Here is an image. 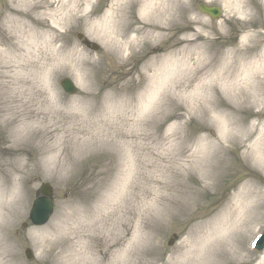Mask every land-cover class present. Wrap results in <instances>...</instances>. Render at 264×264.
Instances as JSON below:
<instances>
[{
    "label": "rangeland",
    "instance_id": "374dc122",
    "mask_svg": "<svg viewBox=\"0 0 264 264\" xmlns=\"http://www.w3.org/2000/svg\"><path fill=\"white\" fill-rule=\"evenodd\" d=\"M49 1L57 5L56 0ZM113 1L82 0L71 9L74 12L65 26L55 32L63 65L53 80V91L42 87L41 91L57 94L66 111L78 110L76 102L82 97L92 99L87 108H79L82 117L75 112L70 123L64 121L75 131L71 146L67 141L63 143L66 148L62 146L66 170H53L51 162L44 164L40 156L43 134L37 128L20 132L17 119L26 113L0 84V177L19 179L26 194L24 204L0 231V264H10L11 258L15 264H69V257L58 256L59 252L73 244L74 228L80 230L94 221L95 233L104 225L106 235L93 239L94 247L91 254L85 250L86 256L103 258L105 254L104 264H115V260L116 264H177L178 249L195 242L200 231L208 234L225 209L255 188L260 193L248 198L242 221L210 237V254L203 264H264V249L255 250L251 244L264 231V163L259 160L264 141L256 149V142L264 140V97L245 99L221 87L212 94L197 89L204 76L194 74L196 55L164 82L152 78V72L140 74L162 54L195 52V44L176 40L193 38L198 32L207 38L217 70L224 69L236 49L246 52L248 60L243 63L256 61L264 51L263 0H243L252 15L226 7L239 0H181L180 20L172 18L166 38L141 40L131 58H119L116 49L95 36V23L102 21ZM200 3L218 6L223 13L211 18L199 10ZM10 6L11 0H0V24ZM132 12L136 16V6ZM257 32L263 39L255 38ZM94 43L99 45L97 50ZM64 77L77 85L75 94L63 90L60 81ZM249 91L253 93L254 87ZM113 93L121 96L108 99ZM101 102L103 107H98ZM14 105L19 115L13 113ZM220 114L234 115L233 128H226V134ZM62 124H58L60 131L47 132L49 144L54 137L63 142ZM247 132L252 135L246 139ZM96 134L102 141L90 140ZM207 135L228 139L216 154V176L209 180L195 159L187 158ZM81 148L86 149L80 153ZM20 157L22 163L27 162L21 177L10 172L20 167ZM45 182L52 186L55 209L45 225L35 226L29 210ZM25 221L27 226H23ZM111 237L118 241L107 251ZM27 247L32 250L31 259L25 255Z\"/></svg>",
    "mask_w": 264,
    "mask_h": 264
},
{
    "label": "bare ground",
    "instance_id": "6f19581e",
    "mask_svg": "<svg viewBox=\"0 0 264 264\" xmlns=\"http://www.w3.org/2000/svg\"><path fill=\"white\" fill-rule=\"evenodd\" d=\"M69 1L56 0L57 5L54 6L53 1L49 0H11V6L0 24V84L3 88H6L5 91L7 90L6 92H9L15 101L21 102L20 106L26 113V117L22 120L21 117L17 119L20 122V132L29 133L34 130L33 128H37L43 134L44 137L41 138V159L44 164L51 162L53 170L56 171H64L68 168L67 163L61 160L63 143L67 141L70 145L73 139L71 135L75 133V131L72 133V129L64 125V121L70 123L69 120L73 119L75 112L77 117H82L83 113L80 112L79 108H87V105L90 104L89 100H92L89 95L82 97L76 102L78 110H74V112L71 109L66 111V106H63V102L57 94L51 95L41 91V87L44 89L51 88L52 90L53 80L63 65L61 64V49L55 45L57 40L55 32L57 28L65 26L72 16L71 13L74 12L71 9L78 7L82 0ZM133 6H136V16L135 12H132ZM181 6V0H114L102 21L95 23V36L106 45L109 44L112 49H116L119 58H124L127 54L128 57H131L138 51L137 48L141 40L166 38L167 31L171 29L173 24L172 18L176 17L180 20V17L177 18V14ZM226 7L234 13L252 15L253 12L248 3L243 0L228 4ZM249 35L248 38L252 36ZM258 37L263 39L260 32L255 35V38ZM186 40L195 44V52L177 50L175 54L168 57L166 54H162L160 57L154 58L153 62L147 64L140 74L150 76L152 72V78L154 77L155 80L161 79L160 81L164 82L174 76L177 69L183 68L188 59H192V56L196 55L197 61L194 63V74L196 77L197 75L204 76L197 89L212 94L218 87H221L224 92H230L235 96H244L245 99H249L252 95L257 96V100L264 97V51L256 61L243 63V61L248 60V56L241 49H236L232 57L227 59L224 69L217 70V60L213 59L215 55L210 54L207 38L201 32L196 33L193 38H177L176 43L180 44ZM198 41L200 42L198 43ZM253 87L254 91L251 93L249 88L253 89ZM120 96L118 93H113L107 98L116 99ZM35 106H37L36 109ZM98 107H103V102ZM11 108H17L12 111L14 114L19 115L18 105ZM219 116L223 132L226 128L229 130L233 128L234 115L233 118L230 114H220ZM61 122H63V132L59 134L61 139H64L63 142H60L59 137H54L55 140H51L49 144L47 141L49 138H46L47 132L51 134L56 132V129L60 131L58 124ZM230 133L228 131L226 136ZM224 134L226 133L224 132ZM251 135L252 133L247 132L245 134L246 139ZM262 135L264 137V133ZM261 138L256 142L258 143L257 150H260L259 143L261 144L264 141ZM225 139V135L221 139L216 138V140L207 135L205 140L203 139L202 143L196 147L197 149L195 148L193 153L187 156L188 160L191 157L195 159L194 162L198 163L206 180L213 179L216 176V154L223 151L227 146L228 139ZM90 140L94 142L102 141L100 135L97 134ZM85 149L81 148L79 152L81 153ZM18 161L20 167L12 168L10 172L13 171L12 175L16 174L21 177V172L26 167L27 162L22 163L23 159L21 157L18 158ZM253 193L257 195L260 191L256 188L248 190L247 198L243 199L242 197L243 200H239L237 203L230 205L227 210L225 209L224 217L219 222L214 223L215 226L208 234H206V231L203 232L204 234L200 231L197 233L198 237L195 242L178 249L177 264H203L210 254V252L208 253L210 237L221 230L228 229L230 225L242 221L243 211L248 203L247 200ZM25 196V192L20 188L19 179L15 181L12 178L0 177V231H3V225L24 204ZM94 222L97 223V221ZM96 223H85L80 230L74 228L73 244L69 246L68 251L62 249L58 256L66 254L69 257V264H104L105 254L103 258L93 255L88 257L85 252L88 249L89 254H91L90 252L94 247L93 239H100L106 235V226L104 225H99L98 234L95 233L94 226ZM77 233L86 236L87 239ZM82 240L89 241V243L82 244L80 243ZM117 241V238H109L106 250L109 251V248L115 245ZM7 246L6 243V248ZM8 261L10 264H15L13 258Z\"/></svg>",
    "mask_w": 264,
    "mask_h": 264
},
{
    "label": "water",
    "instance_id": "95a60500",
    "mask_svg": "<svg viewBox=\"0 0 264 264\" xmlns=\"http://www.w3.org/2000/svg\"><path fill=\"white\" fill-rule=\"evenodd\" d=\"M200 9L203 12L211 14L212 17L214 18L218 17L221 13L218 7H209L205 4H202L200 6ZM94 48H98V46L94 44ZM62 84L64 85L65 89L69 92H76L77 90V88L69 78L64 79ZM41 192L43 193L44 196H41L37 199V201L34 203V206L30 214L31 219L35 224L45 223L53 211V204L50 199L51 187L49 186V184H44V186L41 189ZM259 247L260 248L264 247V236L259 243ZM27 254L29 257L32 256L30 249L27 250Z\"/></svg>",
    "mask_w": 264,
    "mask_h": 264
},
{
    "label": "snow or ice",
    "instance_id": "6c2138e0",
    "mask_svg": "<svg viewBox=\"0 0 264 264\" xmlns=\"http://www.w3.org/2000/svg\"><path fill=\"white\" fill-rule=\"evenodd\" d=\"M259 160H260L261 163H264V155H261V156L259 157Z\"/></svg>",
    "mask_w": 264,
    "mask_h": 264
}]
</instances>
